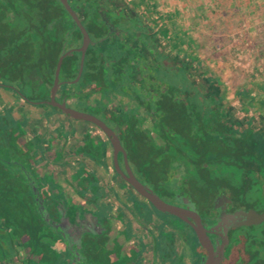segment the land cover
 <instances>
[{"label":"flooded vegetation","instance_id":"1","mask_svg":"<svg viewBox=\"0 0 264 264\" xmlns=\"http://www.w3.org/2000/svg\"><path fill=\"white\" fill-rule=\"evenodd\" d=\"M66 2L74 15L61 0H0V264H174L170 247L204 264L195 227L212 264H264V112L246 86L177 42L146 0ZM47 112L82 125L75 142L25 128ZM87 163L100 184L87 186ZM96 188V216L73 211L72 190Z\"/></svg>","mask_w":264,"mask_h":264},{"label":"rangeland","instance_id":"2","mask_svg":"<svg viewBox=\"0 0 264 264\" xmlns=\"http://www.w3.org/2000/svg\"><path fill=\"white\" fill-rule=\"evenodd\" d=\"M146 1L153 15L159 19V23L179 33V36H174L177 42H184L185 46L196 51L215 68H220L225 77L226 72L229 71L231 75L229 74L226 80L233 86H246L251 94L263 92L264 84L261 83L259 69L263 64L258 63L262 61L261 55L255 52L256 41L259 43V39L250 38L252 46H248L240 43L242 39L238 34L235 35V27H244L245 17L241 18L242 22L241 19L232 21L229 19L225 22V15L228 12L224 9L225 6L216 7L208 0ZM260 40L264 43V37ZM88 219L92 220L91 217ZM103 227V224H100V229L94 227L89 234L97 235L99 232L101 234ZM80 241L74 238L70 243L75 247V253L80 246ZM170 250L174 254V264H191L190 255L186 254L185 250L184 255L181 256L175 254L176 248L170 247Z\"/></svg>","mask_w":264,"mask_h":264},{"label":"crops","instance_id":"3","mask_svg":"<svg viewBox=\"0 0 264 264\" xmlns=\"http://www.w3.org/2000/svg\"><path fill=\"white\" fill-rule=\"evenodd\" d=\"M211 4H214L216 7L225 6L224 9L228 12L226 13L225 22H227L229 19L237 20V19H243L245 17L244 21V27L237 28L235 27V35L238 34V36L242 39L240 43H244L245 45L252 46L251 39H259V43L256 41V54L261 55V60L258 61V63H262L261 68L259 67L261 73L260 76L262 77L261 83L264 84V43L260 40L261 37H264V0H208ZM242 19L240 20L242 22ZM239 21V23H240ZM235 25H233L234 27ZM167 28V27H166ZM169 32L172 33L173 36H179L178 32H174L173 30H170L167 28ZM182 45L185 46L184 42H182ZM229 71L226 72V78L229 75ZM258 74V73H257ZM231 75V74H230ZM232 78V76H230ZM254 84V82H252ZM251 84V83H250ZM246 91L250 93V89L246 88ZM262 93V92H261ZM261 93H254L251 94L254 96V98H258ZM50 113L43 114L42 117H38L35 121L30 119H25L26 127L36 125L35 127H39L42 129V132L46 131L48 133L53 132H63L70 136V141L75 142L77 139L76 136H78V130L81 131L83 128H80L81 126H77L76 124H73L71 122H67L66 120L60 121L57 116H50ZM37 117V115H35ZM86 127V126H85ZM78 129V130H77ZM70 147H73L71 145ZM89 167V168H88ZM86 168H88L89 173L87 174V177L85 178V181L87 182V186L96 184L95 182L98 181L100 184V177L99 173L100 170L98 166L96 165H90L86 164ZM66 172H70L73 170V164H67L66 166ZM58 174L61 173L60 170H57ZM73 176H71L72 178ZM95 186V185H94ZM83 194V199L77 197V190H72L71 193V199H72V209L78 210L81 209L83 214L87 218H90L92 215L96 216L98 212V208L93 204L91 201L92 199L96 198L99 201H96L95 204L100 207V190L97 188L93 190L92 192L89 190L86 191H80ZM97 229H100V224H96ZM100 234V232H99Z\"/></svg>","mask_w":264,"mask_h":264},{"label":"water","instance_id":"4","mask_svg":"<svg viewBox=\"0 0 264 264\" xmlns=\"http://www.w3.org/2000/svg\"><path fill=\"white\" fill-rule=\"evenodd\" d=\"M62 2H64V4L66 5L68 11L70 13H72L74 15V12L71 10V8L68 6L66 0H61ZM81 26V25H80ZM82 31L85 34V31L83 29V27L81 26ZM86 36V35H85ZM62 112L69 114L72 118L74 119H85L88 121H91L93 123H95L96 125H98L100 127V121L88 114H83V113H79L77 111H74L72 109H64L63 107L60 108ZM130 183L138 190V192L143 195L144 197H146L150 202L153 203V205L162 212H169L171 214L180 216L182 213V209L175 207L173 205H169L165 202H163L161 199H159L155 194L153 193H147L145 191H143L142 187L139 186L136 182L134 181H130ZM258 219H264V214L259 215ZM195 230L197 231L198 237L200 239L201 245L203 247H206L209 250V257L207 258V260L205 261L204 264H212L214 262V253L211 251V246L210 243L203 231V229L201 227H195Z\"/></svg>","mask_w":264,"mask_h":264},{"label":"trees","instance_id":"5","mask_svg":"<svg viewBox=\"0 0 264 264\" xmlns=\"http://www.w3.org/2000/svg\"><path fill=\"white\" fill-rule=\"evenodd\" d=\"M248 94L249 95H247V96H248L249 106L250 107H255V108L259 109V110H263L264 109V90L260 94L258 99L252 97L250 93H248ZM255 101H257V102H255ZM249 125H251V122L249 123ZM260 143L262 144L261 150L264 152V141H261Z\"/></svg>","mask_w":264,"mask_h":264}]
</instances>
